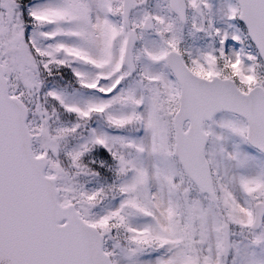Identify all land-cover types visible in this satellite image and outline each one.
<instances>
[{"label": "snow or ice", "instance_id": "snow-or-ice-1", "mask_svg": "<svg viewBox=\"0 0 264 264\" xmlns=\"http://www.w3.org/2000/svg\"><path fill=\"white\" fill-rule=\"evenodd\" d=\"M0 264H264V0H0Z\"/></svg>", "mask_w": 264, "mask_h": 264}]
</instances>
